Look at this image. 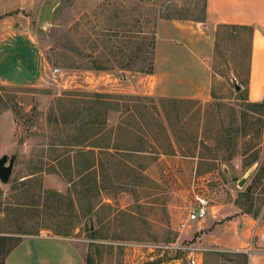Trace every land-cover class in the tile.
Listing matches in <instances>:
<instances>
[{"label":"rangeland","instance_id":"rangeland-1","mask_svg":"<svg viewBox=\"0 0 264 264\" xmlns=\"http://www.w3.org/2000/svg\"><path fill=\"white\" fill-rule=\"evenodd\" d=\"M203 9L204 0H59L45 28L39 26L40 15L28 13L22 20L25 29H20L29 34L23 38L25 47L31 46L25 54L13 60V51L0 41V158L15 157L8 181H0V235L16 232L0 245V263L15 240L29 237L39 224L35 214L43 212V190L63 196L58 209H52L58 220H46L50 228L38 236L70 241L90 264H186L187 247L198 248L199 264H234L217 253H245L250 259L249 254L263 250L240 233L242 217L251 215L235 205L237 199L244 201L239 193L257 167L264 166V107L254 113L244 109L249 34L220 26L205 31L202 21L189 24L193 29L178 45L166 46L172 37L158 27L160 20L195 22L192 19L200 18ZM5 16L1 14L0 21ZM152 43L153 67L155 59L157 66L167 57L175 63L169 71L164 65L157 72L167 70L177 91L184 85L175 84L190 78L195 93L158 95L148 75L139 72L151 57ZM94 61L111 70L93 71ZM202 73L208 77L207 86L198 91L194 86ZM94 93L111 95L120 108L114 112L106 107L111 109L106 129L121 123L123 114L134 115L135 124L129 123L114 142L139 152L124 158L129 169L103 182L107 194L94 197L99 206L109 208L100 211L98 206V214L85 216L84 203L75 202L69 212V200L76 198L67 194L75 196L74 188L64 180V170L57 169L56 175L50 166L73 135V124L60 123L62 110L67 109L70 122L74 109L80 110L81 101ZM231 126L237 130L231 146L216 147L225 138L223 130ZM253 156L257 161L246 166ZM73 168L67 179L77 181ZM247 175L238 187L237 181ZM200 197L207 201L206 214L189 220ZM252 202L259 211L256 218L264 220V177L252 189ZM52 227L65 236L56 235ZM88 228L99 233L91 238ZM247 242L251 247L241 250Z\"/></svg>","mask_w":264,"mask_h":264},{"label":"crops","instance_id":"crops-1","mask_svg":"<svg viewBox=\"0 0 264 264\" xmlns=\"http://www.w3.org/2000/svg\"><path fill=\"white\" fill-rule=\"evenodd\" d=\"M45 0H0V15L6 16L0 21V41L7 45L13 51V60L18 58L21 53L25 54L30 47H25L26 40H24L27 31L22 26V20H27V14H34L35 17L41 15V10ZM205 19L201 23V27L205 31L215 30L217 26L228 25L238 27H250L252 34L250 37V47L248 55V77H247V101L251 103L264 102V0H205L204 3ZM28 14V15H29ZM159 21L158 27L166 28L172 39L166 41V46L169 44L178 45L179 38L187 35L192 26L189 24L195 23L200 25L197 21L188 22L186 20ZM21 28V29H20ZM186 33V34H185ZM160 33H154L158 36ZM21 38V39H20ZM28 39V38H27ZM174 39V40H173ZM27 45V44H26ZM159 42H156V54ZM8 49V50H9ZM19 54H16V53ZM22 54V55H23ZM162 65H167L169 68L174 67V61L170 58L161 61ZM14 66V64H12ZM157 59L153 67L154 74H148L151 86L156 87V92L160 96L171 97L172 95H185L187 93H195L192 87V81L187 78V82L175 85H184L181 91H177L174 86V81L169 76L168 71L157 72ZM182 66V65H181ZM180 66V67H181ZM172 72V71H171ZM203 74V73H202ZM0 75H3L0 73ZM160 75V76H159ZM135 78V77H134ZM208 77L204 73L202 78L198 80V87L194 86L198 91L202 88L206 89V79ZM137 79V78H136ZM139 80H143L140 79ZM189 83L191 85H189ZM187 89V90H186ZM187 91V92H186ZM155 94V91H154ZM242 223L238 224L240 233L244 235L247 240L254 241L259 249L254 254H249L250 259L248 264H264V220L259 218H252L251 216H243ZM247 242L240 247L249 246ZM263 245V246H262ZM251 247V245H250ZM4 264H86L82 254L76 247L66 239L32 236L22 239V241L7 255Z\"/></svg>","mask_w":264,"mask_h":264},{"label":"trees","instance_id":"trees-1","mask_svg":"<svg viewBox=\"0 0 264 264\" xmlns=\"http://www.w3.org/2000/svg\"><path fill=\"white\" fill-rule=\"evenodd\" d=\"M205 3V0H204ZM205 9H203V15L198 19H192L197 22H202L205 19ZM220 27H225L227 29H235V30H245L249 34V47H250V37L252 34V29L250 27H238V26H228V25H222ZM115 36V35H114ZM152 40L154 38L152 37ZM154 42V41H153ZM151 51L149 58V61L147 65L140 69L139 72L143 74H151L153 71V43L151 44ZM149 53V52H147ZM249 55V52H248ZM122 69H125L126 67H120ZM93 71L101 72V71H109L111 70L110 67H106L105 65H102L99 62L94 61V66L92 67ZM111 95H104L99 93H94L85 101H81V104L83 105L80 110L77 108L74 109L72 112V120L69 122L66 120V115L69 114L67 109H64L66 107H69V105L62 107L64 110H62L61 113V120L60 123L63 125H72L73 135H71V140L65 144L66 151L57 156L56 161L57 163L50 166L52 167L50 170H53V173L59 169L60 171L64 170V180L71 183L72 190L74 188V195L71 192H68L67 197H75L76 201L69 200V212H73V208L75 206V202L79 204L84 203V207L81 206V209H84V215L85 216H91L95 213L98 214L97 207L99 206L98 201H94V197L102 198L101 194H107V187L103 184L109 182L111 178H117L119 175H121L122 172H124L123 169H129V165H126L124 163V158L126 156L134 154V152H139V150L135 149L133 146L129 145H122L118 142H114V139H118L119 137H122L126 130L127 125L129 126V123L135 124V121L133 119V114H128L122 116L121 123L116 125L115 127L105 128L106 124V115L111 109L107 108H114V112L120 111V108L118 105H114L112 102ZM74 104V102H73ZM72 107V106H71ZM264 107V102L262 103H246L244 109L251 111V112H258L261 108ZM69 110V108H68ZM242 119L245 118L246 113L245 111H242ZM85 114V116H84ZM124 117V118H123ZM100 118V120H99ZM225 133V138L219 140L217 142L216 147H221L220 144L222 143L224 147L228 149V147L231 146L232 143V134L233 132H237V130H234V128L228 127L223 130ZM129 132V131H128ZM131 133V132H130ZM133 135V133H131ZM90 136L92 138L90 139ZM111 142H110V138ZM201 145L203 147H206L204 143L202 142ZM207 148V147H206ZM167 154V153H166ZM230 155L227 156L229 158ZM257 161V156H253L251 161L247 162L246 166H251ZM72 165L74 166V170L77 177L80 178L79 180H71L67 179L68 171L72 169ZM112 168H115L113 171V174L110 175V171ZM70 169V170H69ZM36 174V173H32ZM57 175V173H55ZM71 174V173H69ZM66 175V176H65ZM264 177V166L257 167L255 173L253 174L250 184L245 187V189L239 193L240 199H244V201H237L235 202V205L241 209L242 213L251 215L253 218H256L259 214V211L254 210L253 208V202H252V189L253 187L259 183ZM84 182V185H83ZM88 184V187L85 186ZM86 187V188H85ZM89 189L94 190V195L89 194ZM43 196L45 197V203H43V212L37 211L35 214L36 222H39V224L35 225L34 228H32V233H30L28 236H38V233L40 230H48L50 227H48V223H46V220H58V215L55 214V212H52V209H58V204L60 203V200H62V194H60L57 191H50V190H43ZM101 192V193H100ZM105 192V193H104ZM97 194V195H95ZM42 196V195H41ZM40 197V196H39ZM56 204V205H55ZM21 208L22 205L17 204ZM32 205H28L26 208H30ZM42 207V205H41ZM100 211L109 208L107 204H102L99 206ZM22 211V210H20ZM68 216V215H67ZM75 216L73 215V218ZM59 221L58 223H60ZM98 225H101V219H98L96 221ZM66 227V226H65ZM64 227V228H65ZM53 231L56 235L64 237L65 234H61L56 232L55 228H53ZM55 229V230H54ZM90 230L91 234L90 237L94 238L97 236V231ZM68 231V228H66L65 232ZM9 234V233H8ZM12 234H16V232H12ZM11 235H0V245L6 243L8 241V238L12 237ZM20 235L25 236L26 234L21 233ZM100 236V235H98ZM13 238V237H12ZM22 237L20 236L15 240V242L12 244V246L4 253V257L6 259L7 255L22 241ZM217 255L222 256H229L224 257L226 261L234 262V264H248L249 259L248 256L245 253H217ZM5 261V260H4ZM84 261L86 264H90V260L88 258H84ZM4 264V262L0 263Z\"/></svg>","mask_w":264,"mask_h":264},{"label":"water","instance_id":"water-1","mask_svg":"<svg viewBox=\"0 0 264 264\" xmlns=\"http://www.w3.org/2000/svg\"><path fill=\"white\" fill-rule=\"evenodd\" d=\"M58 3H59V0H54L51 3L45 4L43 6L41 15H40V20H39L40 28L43 29L49 25L51 18H52L54 8L56 7ZM236 90H238V87H236ZM14 159H15L14 156L8 157L7 155H4L0 158V181L2 183H6L8 181L9 176L12 172ZM7 162H8V165L6 166ZM224 174L227 176L228 179H233L232 175L228 174L226 170H224ZM247 178H248V175L238 180L237 186L240 188L243 187Z\"/></svg>","mask_w":264,"mask_h":264},{"label":"built area","instance_id":"built-area-1","mask_svg":"<svg viewBox=\"0 0 264 264\" xmlns=\"http://www.w3.org/2000/svg\"><path fill=\"white\" fill-rule=\"evenodd\" d=\"M56 71L57 70H54V72H56ZM206 207H207V201L205 198H203V197L196 198L195 207L191 210L189 220L202 219L206 214L205 213ZM185 226H186V222L180 224L181 229H185ZM179 249H180V247H177V250H179ZM186 249L188 251H190V253L187 257L186 264H199L200 258H198L197 255L200 257V254L196 253L198 251V248L187 247Z\"/></svg>","mask_w":264,"mask_h":264}]
</instances>
